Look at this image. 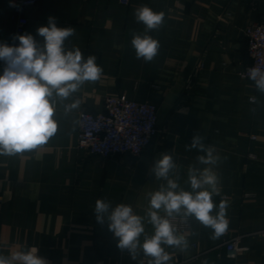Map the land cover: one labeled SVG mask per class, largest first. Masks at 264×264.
<instances>
[{
  "label": "crops",
  "instance_id": "obj_1",
  "mask_svg": "<svg viewBox=\"0 0 264 264\" xmlns=\"http://www.w3.org/2000/svg\"><path fill=\"white\" fill-rule=\"evenodd\" d=\"M14 1L0 0V43L12 38ZM142 5L165 13L162 26L148 32L160 43L151 62L137 59L131 44L134 33L145 32L134 16ZM26 13V33L38 42L36 29L49 17L58 27H73L65 46L95 56L103 73L67 101L57 98L58 131L47 144L0 156V254L36 246L48 264H148L141 249L133 258L117 247L107 220L97 222L95 201L131 205L144 216L148 194L166 184L152 172L161 153L173 156L170 176L190 191L188 167H204L196 160L203 153L186 146L200 134L221 157L220 194L213 200L228 203L229 227L212 239L210 228L188 217L189 228L179 234L189 247L164 246L169 264H264V237L254 234L264 229V93L239 76L251 61L244 29L264 20V0H40ZM113 95L158 105L160 133L139 157L106 158L78 147L80 111L99 112ZM73 100L79 108L65 112ZM144 225L141 242L154 231L147 217ZM237 236L247 249L229 258L224 242Z\"/></svg>",
  "mask_w": 264,
  "mask_h": 264
},
{
  "label": "clouds",
  "instance_id": "obj_2",
  "mask_svg": "<svg viewBox=\"0 0 264 264\" xmlns=\"http://www.w3.org/2000/svg\"><path fill=\"white\" fill-rule=\"evenodd\" d=\"M137 22L145 26L144 34H133L131 40L136 58L151 62L157 56L160 43L148 34L158 30L165 18L164 12H155L147 5L135 9ZM42 38L38 42L32 34L14 35L18 45L0 43V61L5 67L0 74V156L12 157L37 150L47 144L58 131L55 119L57 98L67 101L86 82L101 78L103 68L95 56L85 58L79 47L71 49L65 42L75 34L71 26L58 27L56 19L49 17L46 25L36 29ZM248 79L254 82L258 92L264 93V69L251 67ZM80 101L64 105V111L79 108ZM187 148L203 153L196 157L199 165H190L187 183L190 191L182 188L178 177L170 173L177 168L169 153H161L152 172L157 180L166 181L158 190L149 193L148 208L144 216L134 212L124 203L112 207L105 199L95 201L94 212L98 223L108 222V229L118 238L117 247L126 249L133 258L139 248L151 259L148 264H169L172 256L164 246L186 251L188 239L179 234L173 224L174 216L192 217L212 230V239L223 235L229 227L228 203L221 200L217 205L213 197L220 194L219 176L215 168L221 157L211 145L204 143V136L196 134ZM163 210L164 215H161ZM145 217L154 229L151 236L145 234ZM0 264H48L38 255L36 247L0 254Z\"/></svg>",
  "mask_w": 264,
  "mask_h": 264
},
{
  "label": "built area",
  "instance_id": "obj_3",
  "mask_svg": "<svg viewBox=\"0 0 264 264\" xmlns=\"http://www.w3.org/2000/svg\"><path fill=\"white\" fill-rule=\"evenodd\" d=\"M40 0H15L11 5V19L14 21V32L8 45H18L14 35L27 32L30 18L27 10L35 7ZM128 4L129 0H121ZM244 35L248 42L250 63L239 72L242 79H248V69L260 67L264 69V20L246 26ZM5 64L0 61V74ZM254 101V98H253ZM159 134L158 105L127 98L126 96H108L104 102V109L92 113L88 110L80 112L78 146L88 149L92 154L103 157L131 155L139 157L152 144ZM255 135L252 139H256ZM178 231L187 230L190 220L179 217L172 218ZM264 237V229L254 232ZM241 237H233L224 245L229 258L237 259L247 249L240 245ZM36 247V246H34ZM38 249V247H36ZM206 250L203 255L209 252ZM39 255V249H38ZM99 264H102L101 262ZM175 264H187V260H179Z\"/></svg>",
  "mask_w": 264,
  "mask_h": 264
},
{
  "label": "rangeland",
  "instance_id": "obj_4",
  "mask_svg": "<svg viewBox=\"0 0 264 264\" xmlns=\"http://www.w3.org/2000/svg\"><path fill=\"white\" fill-rule=\"evenodd\" d=\"M13 36V35H12ZM118 96H122V95H118ZM106 100V99H105ZM135 100V99H134ZM139 101V100H138ZM84 110V109H83ZM82 111V110H81ZM80 111V112H81ZM80 116V115H79ZM159 133H160V127H159ZM78 135H79V132H78ZM153 143V142H152ZM79 147V146H78ZM83 149H85V148H83ZM86 150H88V149H86ZM89 151V150H88ZM90 152V151H89ZM100 156V155H99ZM107 158V157H106ZM108 158H110V157H108Z\"/></svg>",
  "mask_w": 264,
  "mask_h": 264
}]
</instances>
